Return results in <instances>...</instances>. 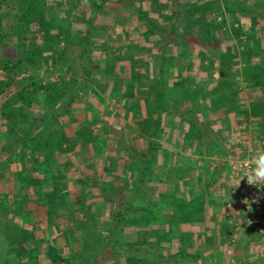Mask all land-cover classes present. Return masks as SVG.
Returning a JSON list of instances; mask_svg holds the SVG:
<instances>
[{
	"label": "trees",
	"instance_id": "trees-1",
	"mask_svg": "<svg viewBox=\"0 0 264 264\" xmlns=\"http://www.w3.org/2000/svg\"><path fill=\"white\" fill-rule=\"evenodd\" d=\"M84 1L89 4L92 16L87 17L86 13L85 17L77 16V23L84 24L86 28L84 27L78 33L69 36L68 40L65 41L67 47L73 42V39L84 45L85 56L82 58L84 78L78 89L68 93L64 83H61L60 86L50 81L43 84L38 75H29L18 79V74L23 71L21 65L27 61L34 65L32 63L34 56L38 57L42 53L39 43H35L30 48L27 46V40L34 35L35 40L39 41L40 37L43 38L40 17L43 3L46 1L40 3L39 0H21L18 2L20 31L16 34V38L22 53L17 59H0V150L3 151V154L0 155V180L6 178L8 174L10 178H15V183L18 185L14 190L9 189L7 193L0 192V215L6 217L12 213L15 216H21L24 209L28 207L22 201L25 194L35 196L38 201L33 205L30 203L34 209V212L28 215V224L32 231L30 237L23 244L27 248H25L24 259L20 260L21 257L19 258L15 250L9 251V254H13L14 264H102V262L103 264H201V254L199 253L165 251L164 243H170V240L173 239L172 234L167 232L161 235L159 230L152 233L150 229H147L140 232L138 240L124 241L123 233L126 228H131L127 226L128 216L132 212L145 211V214L148 212L147 209L133 208V205L136 206L134 200L139 194L136 189L135 191L129 187L109 189L114 195L113 206L109 211L108 220L102 223L104 227L100 230L85 229L87 232L84 231V233L91 234L96 241L94 245L95 254L90 259L85 258L82 253L73 254V251L67 252L64 249V244L57 239L59 223L53 222L51 216L58 205L72 208L71 214L75 217L69 219V224L73 229H76L81 226L78 224L81 216L98 214L92 210L95 205L93 201L89 202L93 197L87 194L91 189L90 187L85 189L86 186H83V189H79V195L75 197L76 206H71L67 197L70 195L69 192L65 191L67 190L66 187L60 185L58 181L63 178L64 168L68 166V161L70 162L69 155L76 147L80 149L77 159H82L83 154L91 148L95 150V153L97 152L96 154H100L99 151H96L97 137L100 135L94 130L92 123H89L90 121L86 118L80 122L74 121V123L70 117H67V112L71 107L69 104L73 101L80 105L83 100L87 101L96 96L92 87L94 81H105L102 76L104 72L95 67L96 60L94 58L96 54L102 51V46L97 40L99 36L105 35L107 29V24L97 23L101 14L113 9L112 12L118 18L116 19L117 23L113 25L117 30L120 49L126 47L131 52V49L137 47L143 50L146 46L147 58L149 57L146 59L147 62L149 60L154 63L158 61V76L155 81H143L141 73L122 79V86L127 89L125 107H127L126 111L131 119L146 111V105L141 99L154 89H156L158 98L154 112L161 114L166 110L162 106L161 86L164 83L162 75L165 71V64L168 65L169 70L172 71L171 74H173L169 79L171 83L186 79L194 84L201 81L203 82L201 84L202 90L209 94L214 93V89L218 88L217 83L233 77V66L225 67L221 58V55L226 52L225 50H230L229 44L233 45L232 40L219 41L221 36L219 31L227 17H224L222 12L220 13L216 5L210 6L209 9L202 8L201 4L206 0H189L185 3H182L181 0H159L165 5L159 12L151 9L149 1H143L136 6L134 0ZM222 1L226 2L232 26L237 24L234 27L235 31H239L241 35L246 37V39L237 38L239 45L242 46V49L239 50V59L245 65L242 76L249 88V94H251L250 105L248 110L244 111V115L247 120L251 118V121L257 126L255 149H261L264 148V38L261 33L256 32L255 28L259 24L263 25L264 0ZM209 2L211 5L219 4L220 1L210 0ZM4 3L5 0H0V43L5 39L3 31L5 32L7 27L4 21L9 14V11L5 10ZM219 16L223 21H217ZM191 17L197 20L198 25L184 29V22ZM127 18L130 20L125 24L124 21ZM126 31L130 40L126 39ZM213 40L216 43H212ZM67 47L64 48L67 49ZM217 48L221 51H218ZM30 49L31 54L28 55ZM171 51L173 52L170 54L169 61L166 52ZM62 52L57 56L38 60L35 68L42 64L54 65L60 62V58L62 59L64 56ZM183 52L185 54L182 55L184 58L181 61L177 57ZM147 62L143 63L144 65L142 64L141 67H148ZM202 67L208 69L207 75L203 77L198 75L203 69ZM143 70L139 69V72ZM121 71H117V73L120 72V77L122 76ZM215 71L219 73L218 79L214 77ZM113 81L114 78L111 77L108 84H112ZM62 82L66 81L63 79ZM230 84L232 83L229 82ZM135 88L137 93L141 95V99L136 97ZM221 92L222 89H219L217 95L212 96L218 100ZM207 93L206 95H208ZM256 94L260 96L256 98ZM43 95L47 98L48 105L37 102L40 101L38 96ZM75 107L77 106L75 105ZM81 108H77V110H83ZM14 109H17L18 113L13 112ZM176 114L181 119L187 117L185 113L180 111ZM190 123L196 125L192 121ZM74 125H76L75 129ZM77 126L79 127L77 128ZM156 126V124H151V130L154 131ZM128 130L126 125L116 130L119 134L123 132L127 134L122 137L120 142H123L129 160L136 162L137 167L143 166L142 168H145L144 165L148 161L147 156H149L150 150L155 147L150 141H147V154L143 156L140 148L137 149L133 140L128 138ZM104 132L106 134L108 130L105 128L102 133ZM108 169L105 167L106 171ZM114 180L119 181L121 179L115 176ZM234 197L235 195L231 194L229 199L224 202V206ZM38 214L44 216L46 229L42 231V234L35 237L33 232L39 230ZM148 214L152 215L150 210ZM225 218L229 220L231 217L226 215ZM18 220L20 219L18 218ZM226 222L228 223V221ZM235 223L230 225L227 235L221 237L222 242L226 239H232ZM255 230L261 236L264 235L257 229ZM0 231L4 233L2 227H0ZM152 236L163 237V240L159 237L160 240L156 241L155 244L154 241H151ZM205 243L211 244V237L205 239ZM236 262L237 264H253L246 262L243 258L236 259ZM257 264H264V257Z\"/></svg>",
	"mask_w": 264,
	"mask_h": 264
},
{
	"label": "rangeland",
	"instance_id": "rangeland-1",
	"mask_svg": "<svg viewBox=\"0 0 264 264\" xmlns=\"http://www.w3.org/2000/svg\"><path fill=\"white\" fill-rule=\"evenodd\" d=\"M40 3L42 1H46V3H43V9L41 13V37L38 41L35 40V35L30 36L27 40V46L30 48L33 47L35 43H39L40 49H42V53H40L37 56H34V60L32 65L30 62H25V64L21 65V68L23 71L18 74V79H21L22 77H28L29 75H38L40 79L42 80V83L45 84L48 81L56 83L58 86L62 85L61 83H64V86L66 87V91L69 93L71 91H75L78 89V87L81 85L83 78H84V72H83V60L82 58L85 56V50L84 45L76 42L77 40L73 39V42L70 43L67 46H65V41L68 40V37L76 34L84 27L86 26L84 24L77 23L78 17H85V13L87 17H91L92 14L90 12V6L89 4L84 0H39ZM135 6L139 5L143 1H149L151 9L155 12L161 11L165 5L159 0H134ZM189 0H181L182 3H185ZM210 0H206L201 4L202 8L209 9L210 6H215L219 9L220 13L222 12L224 17L226 18L225 23H223L220 33V40L219 41H225V40H232L233 45L229 44L230 50H225L221 56L222 63L225 67L227 66H233L234 71L232 72L233 77H230L228 80H222L220 83H217L216 86L218 87L216 90L214 89V93H201L202 87L201 84L203 82L197 81L196 84L192 83L188 79L177 81L175 83H171V80H169L173 74H171V70L168 67V65L165 64L164 68V74L162 75V78L164 79V83L162 86V106L166 110L164 112L172 113L174 115H177V112H183L188 117H193L197 115V108L200 106L201 97L203 100H209L214 111L216 110H223V113L227 116L231 112L235 110L236 107H240L243 105V102L250 103V96L249 94V88L246 84V82L243 79L242 71L245 68L244 63L239 59L240 54L239 50L242 49V46L238 43V37L242 39H246L245 35H241L238 32L235 31L234 27L237 26L235 24L231 23L230 14H228L227 11V5L226 2L219 0V4H209ZM18 2H21V0H5L4 7L6 11H9V14L6 16V19L4 21L5 26L7 27L6 31L4 33L5 39L2 40L0 43V59H17L21 55V49L19 48V45L17 44V38L16 34L20 31V25L18 21V15L20 13V10L18 9ZM52 2V3H51ZM115 10V9H114ZM113 9H109L107 11H104L101 16L98 18L97 23L98 24H107L106 33L103 36H99L98 43L102 46V51L99 54H96L94 56L95 58V67L104 73L102 76L104 77L105 81H94L92 84V87L94 88V91L96 92V96L90 98L89 100H83V103L78 105L74 101L70 103L71 106L70 109L67 112V117H70L71 120L75 119H82L86 118L89 123H92V127H94V130L100 135L98 138V143L96 146V150L100 152V154L105 153L107 151H113V148L122 146V144L118 145L117 141H109V139L105 138V132H103V129L106 128L108 130L107 134H109V138L112 137V133H116V130L119 129V126L124 127L125 125L129 128V132L132 133H141L143 135H149V132H155V134H160L161 128L160 125L156 124V129L154 131H151V124H152V118L155 114L154 110L157 107V96H156V89L152 90L148 95L144 96L142 98V101L146 105V111L144 112L145 115H147L146 119L143 120L141 123H138L137 125L130 124V116L128 115V112L126 111L125 107V96L127 94V89L122 86L123 84V78L127 79L131 77L132 75H135L136 73H141L142 80L146 82H153L155 81L156 77L158 76V66L157 62H153L149 60L147 62V51L146 46L143 50L140 48L133 50L131 49V52L128 51V48L124 47L120 49V44L118 41L117 36V30L114 27V23H117L115 17V14L112 12ZM226 15V16H225ZM158 17V16H157ZM221 16L218 17L217 21L221 22ZM130 18H127L126 21H124L125 24L128 23ZM264 20V19H263ZM76 21V22H75ZM218 22V23H219ZM220 24V23H219ZM198 25V22L195 18L191 17L188 18L183 26L184 29H189L192 27H195ZM218 25V24H217ZM256 32L261 33L262 37L264 38V22L263 25L259 24L256 26ZM125 31V30H124ZM72 32V33H71ZM127 33V31H126ZM40 34V35H41ZM126 38V37H125ZM129 38V34L127 33V38ZM216 43V41L213 40L212 43ZM152 46V45H151ZM64 47H67L65 49ZM222 49V47H220ZM219 49V48H217ZM228 49V46H227ZM64 51V52H62ZM128 51V53H127ZM218 51H221L220 49ZM31 49L28 53L30 55ZM61 52L64 54L62 59L60 58V62H57L54 65H46L42 64L40 67H36L35 65L38 64V60L53 57L54 55L61 54ZM171 52H166V56L168 58L171 56ZM185 52L178 55L179 60H183V56ZM239 59V60H238ZM170 61V58L168 59ZM148 63V67L146 68L142 66L143 63ZM234 62V64H232ZM211 64V63H210ZM232 64V65H231ZM144 65V64H143ZM141 67V68H140ZM203 68V67H202ZM27 69V70H26ZM139 69H144L142 72H139ZM122 70V76L120 77L119 73L117 71ZM208 69L203 68L199 72V76L201 77L207 75ZM235 72V73H234ZM124 73V74H123ZM182 72L180 73V75ZM111 75V76H109ZM170 75V76H169ZM112 78H114V81L112 84H108V81ZM214 77L218 79L219 73L218 71H215ZM63 79L66 82H62ZM115 79H117L115 81ZM229 82L232 84L229 85ZM107 83V84H106ZM155 86V84H154ZM153 86V87H154ZM157 88V86H156ZM153 89V88H152ZM219 89H222L221 96L218 100L217 98L212 95H217V91ZM213 90V89H212ZM212 92V91H211ZM236 94V96H234ZM202 95V96H201ZM260 95L256 94V98H258ZM139 97V95H137ZM218 97V96H217ZM235 97V99H234ZM216 98V99H215ZM38 99L40 101H37L40 104H47V98L43 96H38ZM244 99V100H242ZM43 101V102H41ZM183 102H187L185 104H182ZM217 103V104H215ZM76 105L77 107L74 108ZM83 108V110L78 111L77 108ZM81 108V109H82ZM189 108V110H187ZM13 112L18 113L17 109H14ZM243 115V114H241ZM228 120V119H227ZM79 126H77L78 128ZM192 127V129H191ZM191 129V130H190ZM254 130V129H253ZM246 132V131H245ZM187 144L185 142V145H182L184 149H189L191 143L193 140H198L201 145V128H198L196 125H192L190 123L189 129L187 131ZM252 135L255 133L251 132ZM106 134V135H107ZM247 134V133H246ZM114 135V134H113ZM249 139V138H248ZM157 140H154L155 148L159 149L162 148L159 146V141L155 142ZM134 146H136L137 149L141 148L140 142L138 139L135 141L133 140ZM222 147H224L222 145ZM117 150V149H115ZM248 151V150H247ZM115 157V156H114ZM106 156H104V159ZM109 159V157H108ZM107 159V161H108ZM189 157L185 156L184 163H188ZM110 164H114V167L112 168L115 171V168H117V164L120 163V158L115 159H109ZM122 160V159H121ZM109 162V161H108ZM191 162V161H189ZM124 162H121V165ZM129 168V167H127ZM136 169V168H135ZM133 171L128 174H117L121 180L119 182L115 181V184L113 185L114 188L121 187L125 188L124 184L132 188V190H137L138 182L140 181V176H145L144 171H136L132 169ZM144 174V175H143ZM145 179V178H144ZM143 179V180H144ZM146 180V179H145ZM232 180V178H231ZM125 181V182H124ZM236 182V180H234ZM146 182V181H144ZM127 183V184H126ZM68 197V203L71 206H76L77 200L76 198H73L69 196ZM107 198L100 199L97 204L93 207V211L97 212L98 214L95 216H89L87 214L81 216L79 218V223L81 224L80 228L73 229L71 227L70 220L74 219V215L71 214V209L69 207H65L58 205L57 208L52 212V220L55 223H59V231L57 239L60 243L64 244V249L67 252H72L73 254L82 253V255L85 258H89L95 254V239H93V236L91 234L84 233L87 232L85 229H90V231H93L94 229L100 230L104 227L102 223L104 221H107L110 216V210L112 209V201L110 199V196H106ZM67 199V198H66ZM66 201V200H65ZM136 203V206L133 205V208H143L147 209L148 212L150 209L154 208L155 214L152 213V215H149L148 212L140 211L144 214H141L140 212L135 213L132 212L128 217L127 220V226L131 227L130 229L125 230L123 233L124 235V241L125 242H131L136 241L139 239V230L138 229H144L145 227H149L153 224H164L163 219H160L161 215L163 214L161 207L157 203H150L151 201H144V200H134ZM178 203H176V207H174V231L171 230L170 227L167 228H161L159 229V233L161 235L165 234V232L172 235V240H170V243H164V250L168 252L172 247H178L177 251H184L189 253L185 250V248H195L197 249L198 245L200 247L195 253L201 254V235H195L193 236L191 233H188L187 230H181L180 227L181 223H190L193 221H201V203L198 204V200H195L196 202H190L186 204L180 203L179 200H177ZM153 202V201H152ZM182 202V201H181ZM59 203V202H58ZM114 203V201H113ZM146 210V211H147ZM170 210V209H168ZM151 211V210H150ZM154 215V216H153ZM157 215V216H156ZM5 217L2 215L0 216V227L3 228L4 233L2 235V232L0 231V264H14V257L13 254H9V251H16V254L21 257L20 260L24 259V254L26 251V247L22 243H20V233L17 223L13 222L12 220H5ZM62 218V219H61ZM162 218V217H161ZM171 222V221H170ZM130 223V224H129ZM167 223V222H166ZM229 225H233L231 222H229ZM45 225V224H44ZM42 228L46 229V226ZM235 226V225H234ZM82 227V230H81ZM238 228V226H237ZM93 229V230H92ZM69 230V231H67ZM99 232V231H97ZM225 232L228 233L229 229L227 226H225ZM155 233V232H154ZM178 233V236L175 235ZM246 236L253 237L254 235L251 234V230L247 231ZM24 234V233H23ZM85 234V235H83ZM160 235V236H161ZM159 236V237H160ZM151 237V241L155 242L159 241L160 238L163 240V237ZM245 237V238H247ZM157 239V240H156ZM213 238L211 237V240ZM257 242V241H256ZM12 244V246H10ZM158 244V243H157ZM166 244V245H165ZM159 245V244H158ZM160 246V245H159ZM180 247V248H179ZM26 248V249H25ZM192 254V253H191ZM18 258V257H17ZM235 258V257H233ZM227 263L233 264L230 259L227 260ZM103 264V262H102Z\"/></svg>",
	"mask_w": 264,
	"mask_h": 264
},
{
	"label": "crops",
	"instance_id": "crops-1",
	"mask_svg": "<svg viewBox=\"0 0 264 264\" xmlns=\"http://www.w3.org/2000/svg\"><path fill=\"white\" fill-rule=\"evenodd\" d=\"M201 93L205 92L202 90ZM135 95L136 97L139 95L137 98L141 99V95L137 93L136 88ZM199 102L200 106L197 108L198 113L193 117L187 116L185 119H181L172 113H155L152 118V125H160L162 129L160 134H155L154 136L155 132H150L148 133L149 135H143L141 132L138 134L133 133L132 135L129 132L128 138L130 137L134 141L136 139L139 140L141 145L140 151H142L143 156L147 154V141H150L155 146L154 140H157L159 141V146L162 147L150 150L149 156H147L148 161L144 165L145 168H142L143 166L137 167L136 162L134 163L129 160L128 153L123 147V142H120L122 137L127 135L126 133H112L110 134L112 135L110 138L109 134L106 133L107 135L103 134L106 139H109V141L115 140L118 142V145L122 143V146L114 147L113 151H107V154L102 153L101 155L96 154L97 152L95 153V150L91 148L83 154L82 159H77V155L79 154L78 150L80 149L76 147L71 151L69 155L70 162L68 161V166L64 168L63 178L58 182L60 185L66 187L67 190L65 191H68L70 197L73 196V198L79 195L78 190L83 189V186H86L85 189L90 187L91 189H89L87 194L93 197L89 202L93 201L94 204H97L100 199L107 198L106 196L108 195L111 201L113 200L114 195L109 189L114 188L113 185L116 181L114 177L118 176L115 175L116 172H118L117 174H130L133 171L132 169L136 173L137 171H144L145 176L148 177L140 176V181L137 186L138 190H136L139 194L136 197V201L144 200L159 204L161 207L160 210L163 212L161 215L162 218L160 217V219H163L164 224H153L150 228L138 229L139 232L150 229L154 233L155 230L167 228V226L174 231L175 223L173 221L176 214L173 209L176 207V203H178L177 200L182 204L196 202L195 200H198V204L201 203V222H184L181 223L180 227L182 228L181 230H187L193 236L201 235V264H228V259L233 264H237L236 259L240 258H243L248 263L257 264L264 257V235L261 236L253 226L235 223L232 239H226L223 242L221 240V237L227 235L225 226L228 229L230 227L226 221L234 223L231 219L227 220L225 218L226 214L224 211V202L229 199L231 194L235 195V190L238 188L232 178L230 163L232 159L251 156L256 150H259L258 148L255 149L257 126L254 125L251 118L247 120L244 115V111L248 110L250 103L243 102V105L236 107L233 112L226 116L222 109L214 111L208 99L203 100L201 97V101ZM185 103L187 102H183L182 104ZM146 117L147 115L144 113L142 115L140 114L130 119L129 123L137 125L145 120ZM72 121L80 122L83 120L76 118V120L73 119ZM190 121L192 123L194 122L198 128H201V134L199 133L201 135V145L198 140H193L189 146L190 148L184 149L182 145H185V142L187 144L185 138L188 134L187 131ZM251 132L255 134L252 135ZM2 154L3 151L0 150V155ZM104 156L106 158L103 161ZM185 156L189 157V161L191 162L184 163ZM108 157L109 159L120 158V163L115 168V171L117 170L116 172L112 168L114 164H110ZM122 161L124 163L121 165ZM105 167L109 168L108 171L105 170ZM17 186L15 178H10L8 174L6 178L0 180V192L3 194L7 193L9 189L14 190ZM125 186L129 187L124 184ZM22 201L28 205L22 212L23 214L21 216H15L10 213L4 219L17 223L18 228H20L19 233L21 234L19 241L24 244L30 237L32 231L28 224V215L34 212L31 205L38 201L35 196H30L29 194L23 195ZM30 203L32 204L30 205ZM40 209H42L41 206ZM150 210L151 213H156L154 208ZM252 214L255 215V212L252 211ZM37 217L39 218V230L38 232H33V236L35 237L42 234V231L45 230L42 228L45 224L44 216H41V214L39 216L38 214ZM249 230L254 235L253 237L249 236L250 233H247ZM246 234H249L248 237ZM175 235L178 236V233ZM209 237L213 238L211 244L205 243V239ZM199 247L200 245H198L197 249L193 247L185 248V250L187 249L186 251L189 253H195ZM177 248L172 247L168 251L172 253L177 251Z\"/></svg>",
	"mask_w": 264,
	"mask_h": 264
},
{
	"label": "built area",
	"instance_id": "built-area-1",
	"mask_svg": "<svg viewBox=\"0 0 264 264\" xmlns=\"http://www.w3.org/2000/svg\"><path fill=\"white\" fill-rule=\"evenodd\" d=\"M251 156L232 159L230 164L232 178L236 180V182L234 181L235 185H237L239 177L242 175L241 165L250 161ZM245 200H248L249 203L245 204ZM224 211L227 216L231 217L230 219L233 222L251 225L264 234V189L249 185L246 179H242L235 190L234 199L226 203ZM252 211L255 212V215L252 214Z\"/></svg>",
	"mask_w": 264,
	"mask_h": 264
},
{
	"label": "clouds",
	"instance_id": "clouds-1",
	"mask_svg": "<svg viewBox=\"0 0 264 264\" xmlns=\"http://www.w3.org/2000/svg\"><path fill=\"white\" fill-rule=\"evenodd\" d=\"M242 175L239 177L237 186L242 179H246L249 185L264 189V148L257 150L244 165H241ZM245 204L249 201L245 200Z\"/></svg>",
	"mask_w": 264,
	"mask_h": 264
}]
</instances>
